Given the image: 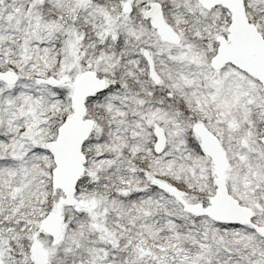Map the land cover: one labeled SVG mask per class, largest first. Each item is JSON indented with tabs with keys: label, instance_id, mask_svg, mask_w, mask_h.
Returning a JSON list of instances; mask_svg holds the SVG:
<instances>
[{
	"label": "snow or ice",
	"instance_id": "6c2138e0",
	"mask_svg": "<svg viewBox=\"0 0 264 264\" xmlns=\"http://www.w3.org/2000/svg\"><path fill=\"white\" fill-rule=\"evenodd\" d=\"M0 264H264V0H0Z\"/></svg>",
	"mask_w": 264,
	"mask_h": 264
}]
</instances>
